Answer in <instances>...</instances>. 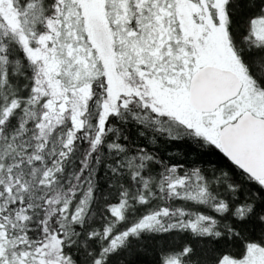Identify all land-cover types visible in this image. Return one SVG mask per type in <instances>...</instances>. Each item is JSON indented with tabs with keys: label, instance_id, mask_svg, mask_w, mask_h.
Instances as JSON below:
<instances>
[{
	"label": "snow or ice",
	"instance_id": "obj_1",
	"mask_svg": "<svg viewBox=\"0 0 264 264\" xmlns=\"http://www.w3.org/2000/svg\"><path fill=\"white\" fill-rule=\"evenodd\" d=\"M0 264H264V0H0Z\"/></svg>",
	"mask_w": 264,
	"mask_h": 264
}]
</instances>
